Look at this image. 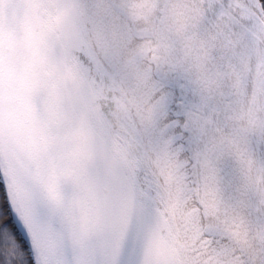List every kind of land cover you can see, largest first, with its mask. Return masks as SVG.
<instances>
[{"label":"snow or ice","instance_id":"obj_1","mask_svg":"<svg viewBox=\"0 0 264 264\" xmlns=\"http://www.w3.org/2000/svg\"><path fill=\"white\" fill-rule=\"evenodd\" d=\"M0 264H264V0H0Z\"/></svg>","mask_w":264,"mask_h":264}]
</instances>
